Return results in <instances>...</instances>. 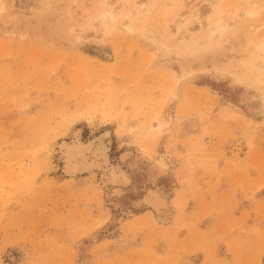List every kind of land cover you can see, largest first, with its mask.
<instances>
[{
  "label": "rangeland",
  "instance_id": "1",
  "mask_svg": "<svg viewBox=\"0 0 264 264\" xmlns=\"http://www.w3.org/2000/svg\"><path fill=\"white\" fill-rule=\"evenodd\" d=\"M106 1L0 0V264H264V0ZM106 129L129 181L65 174Z\"/></svg>",
  "mask_w": 264,
  "mask_h": 264
},
{
  "label": "bare ground",
  "instance_id": "2",
  "mask_svg": "<svg viewBox=\"0 0 264 264\" xmlns=\"http://www.w3.org/2000/svg\"><path fill=\"white\" fill-rule=\"evenodd\" d=\"M151 1L152 0H134L133 8L127 9L126 4L128 3V0H107L102 5V10L98 14V17L100 19L99 22H105V29L108 31V28L111 29V26H114L115 23L121 18V21H119L121 26L126 29L134 30L135 28H137V21L131 16L132 12H134L135 10H138L139 13H143V11L146 10L149 11L150 9H147V5ZM216 1L221 2L222 0H208L212 12H215L218 8L216 5ZM196 7L197 4L195 3L188 4V8L183 9L181 13L182 18L178 19L177 23H183L186 20L185 17L190 15V13L194 11ZM246 12L249 13L251 11L247 10ZM232 24L233 22L231 23L228 21H224L223 23L214 26L209 36L202 40L198 39L194 44L201 45L202 47L210 46V37L221 36L226 31L232 32V30L234 29L231 28ZM184 43L186 50H188L191 47V43H186L185 41ZM251 46L252 49L249 50L250 52H248V57L243 58L238 64L244 67L248 75H253V73L255 72L259 73L264 70L262 66L252 68V64L256 59L264 58V36L256 40V42ZM229 68H231V65ZM161 125L162 123L159 125V127ZM112 145L113 133L110 131V129L102 131L94 139L89 140V142L81 140L62 142V160L64 164L63 169L65 171V174L74 176L80 172H92L95 170L103 169L109 174V177L114 183L126 184L129 181V177L125 174H119L109 165V151L112 148Z\"/></svg>",
  "mask_w": 264,
  "mask_h": 264
}]
</instances>
